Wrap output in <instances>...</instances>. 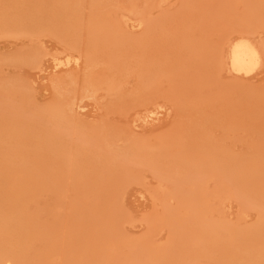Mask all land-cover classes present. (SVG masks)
I'll return each instance as SVG.
<instances>
[{"label": "rangeland", "instance_id": "374dc122", "mask_svg": "<svg viewBox=\"0 0 264 264\" xmlns=\"http://www.w3.org/2000/svg\"><path fill=\"white\" fill-rule=\"evenodd\" d=\"M0 259L264 264V0H0Z\"/></svg>", "mask_w": 264, "mask_h": 264}, {"label": "bare ground", "instance_id": "6f19581e", "mask_svg": "<svg viewBox=\"0 0 264 264\" xmlns=\"http://www.w3.org/2000/svg\"><path fill=\"white\" fill-rule=\"evenodd\" d=\"M259 48L260 46L257 47L247 39H240L235 43H233L230 48V54H229L230 67L233 70V72H236V74L238 73L240 75L241 74L246 75L257 71V69L262 64V57H263ZM73 63L77 64L78 58H76L75 60L72 59L70 56L65 60L56 58L54 68L58 69L62 66L64 68L65 66H70V64Z\"/></svg>", "mask_w": 264, "mask_h": 264}]
</instances>
